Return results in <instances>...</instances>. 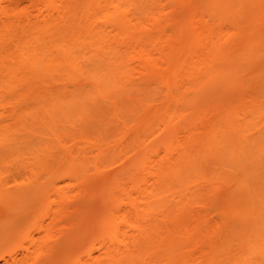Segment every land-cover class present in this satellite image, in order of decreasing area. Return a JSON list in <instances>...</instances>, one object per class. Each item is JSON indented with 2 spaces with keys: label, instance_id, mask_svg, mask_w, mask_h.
Here are the masks:
<instances>
[{
  "label": "bare ground",
  "instance_id": "obj_1",
  "mask_svg": "<svg viewBox=\"0 0 264 264\" xmlns=\"http://www.w3.org/2000/svg\"><path fill=\"white\" fill-rule=\"evenodd\" d=\"M26 2L0 20V169L60 170L79 187L56 200L40 184L2 189L3 227L25 199L43 210L26 232L11 223L0 261L45 264L74 198L108 181L87 209L101 201L98 226L81 218L92 235L62 264H264V0ZM87 94L132 105L111 138L65 127ZM35 126L42 151L58 149L44 162L21 151Z\"/></svg>",
  "mask_w": 264,
  "mask_h": 264
},
{
  "label": "rangeland",
  "instance_id": "obj_2",
  "mask_svg": "<svg viewBox=\"0 0 264 264\" xmlns=\"http://www.w3.org/2000/svg\"><path fill=\"white\" fill-rule=\"evenodd\" d=\"M26 3H27L26 0H0V8L4 9L7 12V14L0 15V20H5L8 17H11L13 19V17L16 16L18 14V12L24 6H27L28 7L27 9L30 11L31 6L26 4ZM163 4H167V2L166 3L163 2ZM175 11H176V9L172 8L171 15H174ZM174 25H175L174 21H173V23L172 22L168 23L167 30L172 32ZM254 94L256 95V93H254ZM106 101H108V100H106ZM106 101L102 100L96 94L95 95L87 94L86 98L80 99L79 101H77L76 103L71 105L70 109H72L74 117L71 120V122H69L68 126L65 125V127L69 128L73 132L77 133L78 136L80 133L86 132V133H88V135H90V137H92V135L99 134L104 139L111 138V136L113 135L112 133L116 132L117 128L121 126V122L124 120H128L131 117L129 108L131 109L132 105H130V103L126 100L125 101H118V103H116L117 106H116V108H115L116 110H115L113 108V105L111 104V101L109 103ZM62 124L64 125L66 123H62ZM59 125H61V123ZM35 129H36L35 130L36 132H37V130H39V129H37V126H35ZM39 133H41V132H39ZM39 133H38V137H37V135H29V136L25 135V136H23V138L21 139L23 141L21 151L24 154L27 153L29 158L36 159L40 162H44L47 159H49L51 156L58 155L59 153L57 151L58 150L57 148H53L51 150L50 154L47 151H42L41 148H43L42 146H43V143H45V140L41 139V137L39 138ZM75 143L77 144V147L80 148V150H85L84 148H87L90 151L88 144L83 143L80 138H76ZM230 166L231 165L229 163H227V167H230ZM116 169H118V167H116ZM40 170L41 169H39V168H34L33 171L31 170V172H29L30 170L17 171V170L0 169V192L3 191L2 189H6V188L7 189L11 188L14 190L20 189L21 191L32 189V191H35V188L37 187L36 185L40 184V186L43 188H46L47 191L50 190L48 192V194L51 195L52 200H56V197H57V195L55 193L56 191H58L60 193H69L70 192L72 194L78 190L79 186L76 183H74L71 179L64 176L60 170H54L53 172L42 171V170L40 171ZM119 170H121V169L119 168ZM109 171L110 170L107 171L108 175L111 176L113 174V170L111 169L112 173H109ZM115 171H118V170H115ZM121 173L122 172L119 171V174H121ZM116 174H118V173H116ZM113 175H115V174H113ZM110 176H107V174H106V179H107V177L109 178ZM106 179H105V182H106ZM110 181H111V179H110ZM110 181H109V183H110ZM103 182H104V179H103ZM97 183L99 185H95L96 188L100 187L99 190H102L101 191L102 193H103V191L105 192V190L108 187V181L106 183H103V187L100 184V182H97ZM101 183H102V180H101ZM97 186H99V187H97ZM92 187H94V185ZM93 190H94V188H93ZM96 190L93 191V193H92L93 196L92 195L90 196V193L92 192V190L89 192V198L83 197L82 194H80L82 196L77 195L74 198L72 205L75 206V208L77 206L78 210L81 209V210H79L81 212H78V210H76L77 212H75L73 214L72 218L74 220V222H73L74 225L72 224V227H71L72 231H71V228H69V230H67L66 232H63L61 236H58L55 244L48 251V256H47V259L45 260V262H46L45 264H48L49 261H50L49 264H62L61 260H63V259H61V258L64 257L65 252L71 251L74 254V252H76L78 250L74 254V256L76 254H78V252H81L82 247L84 246V241L86 242L85 239H88L85 237V235L88 237V235L91 233V231H88V229L90 230L91 228H93L92 227L93 225L91 226V228H87V227L90 226L89 224H93V223H94L95 228H96V225L98 226V220H96V219H98V217H99L98 216L100 213L99 208H101V206H102V203H100L101 201H99L101 206L99 205V203H97L99 205V208L97 205L96 208L94 209V212H96L97 210L99 211V212L95 213L96 215L93 214V212H91L92 214L89 213L90 210L88 208L90 206L93 207V205H95L94 203L97 200H101V198H102V196L100 197V199L98 198L99 195L101 194V192L99 193V190L97 192L98 194L94 193ZM17 191H19V190H17ZM30 192H31V190H30ZM83 194L86 195V194H88V192L83 193ZM25 201H26V199L23 202H21L20 204H18L17 208L13 211V213H11V214H14L16 212H19L17 214V216H15L16 218L19 216L17 218V220H15L16 223H14L12 221V219H11V221H12L11 223L14 224L13 227L15 226V224L17 226L20 224L19 229L22 232L27 231L29 224L34 219H37L41 215L42 210H43L41 207V202L37 203V201H36V205L34 206V201H32L33 205L30 203H27V201H30L29 198L27 199L26 202ZM28 204L30 205V207ZM31 209L32 210L34 209L33 210L34 216L31 214H28L31 211ZM87 209L89 211H87ZM90 209H92V208H90ZM83 210H84V212L91 214L90 215L91 217L86 216L87 214L85 215ZM102 210H103V208H102ZM82 212H83V217H82ZM0 216H1L0 219L3 220L2 213L0 214ZM67 217H69V216H67ZM67 217H65V219L64 218L60 219L58 222V225L59 226L64 225L70 219V217L68 219H67ZM93 217H95L96 219H93ZM81 218L85 219V221L81 220ZM86 218H91L90 220L93 221V223H91L90 220H89L90 222L86 221ZM209 219L213 220V221L218 220V218L215 215H211L209 217ZM82 221H84L83 226L88 225V226H85V229L87 228V230L84 229L86 232H83L84 230L82 231V228H83L82 227ZM94 221H96L97 224H95L96 222H94ZM0 223H2V224H0V255H5V252L13 246V243L15 241H17V237L15 238L14 236H12V234H13L12 230L8 231V229H7L8 227L10 228V226L13 229L11 223H10L11 225L8 224L9 226H5V227H3V222H0ZM4 225H6V224H4ZM80 226H81V228H80ZM4 230H7L8 232H5ZM80 230H81V232H83L82 236H81ZM93 231H95V230H93ZM3 232H5L6 234ZM70 232H74V233H76V235L80 234V235H77L78 236L77 239H79V236H80L81 240H76L77 241L76 242L73 239V237H71L74 234L72 235V233H70ZM88 232H89V234H87ZM6 235L9 237H7ZM33 235H34V237L37 236V234L35 232L33 233ZM76 235H74L75 238L77 237ZM90 235H92V234H90ZM69 236L73 240H67L69 238ZM79 241H80V243H79ZM76 243L77 244L79 243L80 245H77ZM29 246L30 245H28V244L24 245L25 248H28ZM77 246H79V247H77ZM74 249H76V250H74ZM20 252H23V251L19 250V251H17V254H19ZM67 255H69V253H67ZM67 255L65 253V256H67ZM43 261H44V259L42 260L41 263H43ZM0 264H3V262L0 261Z\"/></svg>",
  "mask_w": 264,
  "mask_h": 264
}]
</instances>
